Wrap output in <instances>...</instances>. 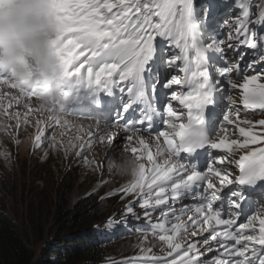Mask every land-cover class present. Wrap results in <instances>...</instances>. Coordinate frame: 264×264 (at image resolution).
Returning <instances> with one entry per match:
<instances>
[{
  "label": "snow or ice",
  "instance_id": "6c2138e0",
  "mask_svg": "<svg viewBox=\"0 0 264 264\" xmlns=\"http://www.w3.org/2000/svg\"><path fill=\"white\" fill-rule=\"evenodd\" d=\"M42 2L60 26L59 66L78 78L80 108L105 124L73 133L51 119L46 126L60 131L49 147L80 158L107 143L101 176H121L110 161L125 145L137 161L125 184L99 198L127 203L98 229H130L129 218H143L160 242L158 255L141 246L126 264H264V0ZM257 110L262 118L247 119ZM28 120L27 109L17 111L6 138L18 143ZM42 123L35 121L34 150ZM83 163L92 168L88 157Z\"/></svg>",
  "mask_w": 264,
  "mask_h": 264
},
{
  "label": "rangeland",
  "instance_id": "374dc122",
  "mask_svg": "<svg viewBox=\"0 0 264 264\" xmlns=\"http://www.w3.org/2000/svg\"><path fill=\"white\" fill-rule=\"evenodd\" d=\"M43 6L47 9L45 5ZM38 22L43 24L42 19ZM52 32L54 33V31ZM52 38L53 36L49 38L48 42L52 41ZM241 51L247 52L248 50L241 49ZM228 56L230 59L233 58L234 52L229 51ZM161 76L163 78V70ZM33 82L37 84L33 86ZM16 83L20 87L18 86L14 92L16 104L10 109L12 115L5 116V112H3L0 116L2 120L0 122V133H4L0 134V140H3V143L0 144V151L6 150L8 152L7 158L0 156V206L4 207L9 217L19 225L20 230L23 231L33 247L31 258L27 260V264H47L48 259L45 248L53 242L55 236L62 234L61 228L63 227V223L55 220L50 211L54 190L62 184L72 185L73 183V190L68 198L69 208H72L82 198L89 195L104 196L114 188L125 184L130 178L114 174L110 176L107 169L101 176V169L98 165H103L106 162L104 149L96 152L94 148L86 149L82 157L77 158L75 151L66 154L64 150L60 149L58 144L55 149L49 147L52 143L51 137L54 134H58L60 129L58 127L48 128L46 122L51 119H57V117L61 118L63 114H68V112L64 113L63 96L66 95L64 91L68 93L69 89L57 94L53 90L54 84L50 85L49 82L40 83L33 80V76L28 74V70L26 77L23 79L17 78ZM17 105H19L18 109ZM26 109L28 110L29 121L19 131V142L13 143L5 137L8 123L16 115L17 111L24 113ZM79 114L86 116V113H74L75 116ZM93 118L98 120L95 115H93ZM243 118L245 117L242 110L241 119ZM260 118L262 117L259 116L258 110L256 115L247 116L249 120H258ZM37 119L45 122L41 124V127L45 128V138L41 146L34 150L33 137L37 134V128L35 127ZM83 119L88 120L86 118ZM14 125L15 122L13 121L10 129V131H13V135H15ZM98 129L102 128L97 126L90 133H94ZM81 130L79 129L77 132H81ZM87 133L85 132V134ZM231 135L232 132L229 131V136ZM56 138L57 140L61 139L58 135ZM64 139L66 140V137ZM6 140L8 141L6 142ZM127 150L128 146L125 145V153ZM125 153L116 151L117 160L110 161V168H114L117 174H120L126 168H132L133 172L136 169L137 161L135 158L133 161L135 164L132 162V166H127L132 161V158ZM84 156L88 157L92 164L91 169L85 167L83 163ZM205 160L204 157L201 164H204ZM145 163L147 162L145 161ZM102 180L106 181V183L99 187L98 190H95ZM252 195L257 194L253 193ZM105 201L111 203L106 219L120 213L125 203H127V201L122 202L119 196H113ZM183 203L188 204V201L185 200ZM176 207L178 211L179 206L177 205ZM136 211L140 212L141 210L137 208ZM32 218L40 220L41 226L46 229L43 236H37L34 233L33 228L35 225L30 223ZM120 218L123 219V217ZM155 219L156 216H153V220ZM129 223L133 226L130 229L117 228L107 230L111 245L103 250L107 253L108 261H118L125 257L140 258L142 256L139 252L141 246L145 250L148 247H153L156 249L154 254H159L157 246L160 242L153 237L151 231L147 230V223L141 219L137 221L132 218H129ZM137 228L145 230L137 231L135 230ZM145 237H147L146 240ZM141 241H144L143 245H141Z\"/></svg>",
  "mask_w": 264,
  "mask_h": 264
},
{
  "label": "trees",
  "instance_id": "16d2710c",
  "mask_svg": "<svg viewBox=\"0 0 264 264\" xmlns=\"http://www.w3.org/2000/svg\"><path fill=\"white\" fill-rule=\"evenodd\" d=\"M72 190L73 183L62 184L54 190L50 211L63 227L62 234L55 236L45 248L47 264H126L123 260L108 261L103 249L111 242L107 230L97 228L109 214L111 203L89 195L69 208ZM30 223L35 225L34 233L43 236L46 229L40 220L32 218ZM20 229L0 206V264H27L31 258L33 247Z\"/></svg>",
  "mask_w": 264,
  "mask_h": 264
},
{
  "label": "clouds",
  "instance_id": "9594fccd",
  "mask_svg": "<svg viewBox=\"0 0 264 264\" xmlns=\"http://www.w3.org/2000/svg\"><path fill=\"white\" fill-rule=\"evenodd\" d=\"M47 15V9L39 3V0H2L0 2V63L14 72L18 79L26 77L27 61L30 57H46L47 42L53 32L46 23L42 24L38 21ZM34 67L31 71L37 73L38 68ZM132 174L133 169L126 168L119 175L129 177ZM187 201L188 204H192L191 198ZM141 220L145 221L143 218ZM105 232L109 237L108 232ZM129 259L132 258L125 257L121 260Z\"/></svg>",
  "mask_w": 264,
  "mask_h": 264
},
{
  "label": "bare ground",
  "instance_id": "6f19581e",
  "mask_svg": "<svg viewBox=\"0 0 264 264\" xmlns=\"http://www.w3.org/2000/svg\"><path fill=\"white\" fill-rule=\"evenodd\" d=\"M0 2H2V0H0ZM39 3L42 5H45V3H43L41 0H39ZM57 33H60V32L54 31V33L52 35L53 38L58 35ZM53 38H52V40H53ZM62 53H63V45H62V41H61V42L55 43L52 46V50L50 52L46 53V57L34 58V61L36 62V66L39 70L38 75H40V77H39L40 81H44V82L48 81L50 85L55 84L56 85L55 91H57V94H59L61 91L63 92L64 90H66L67 84L69 85V88H70L69 92L66 93V91H64V94H66V95L63 96V103L66 106V107H64V113L68 112V114H63V116L61 118L57 117V119L68 124L72 128V132H75V131H78L79 129H82L80 133H84V134H85V132L90 133L97 126H100L102 129H104L105 126H104L103 120H95L93 118L94 114H92L88 111L85 112L86 116H83L81 114H79L77 116L74 115V113H82L80 111L81 110L80 100L77 99V81H78V78L66 76L64 74V71L61 70V68L59 66V57L61 56ZM58 83H61V84H58ZM78 95H79V97L83 98L84 92L80 91L78 93ZM83 118H86L88 120H84ZM114 133H115V130H113L112 134H114ZM67 139H68V137L66 136V140ZM7 141L8 140H6V142ZM92 146L94 147L95 152L98 150L104 149L103 152L105 153L106 150L109 148V145L107 143L100 145V146H98L97 144L94 143ZM104 155H105L104 157H107L109 154L106 153ZM131 158H132V161H130L127 164V166L133 165L132 162L134 161V157L131 156Z\"/></svg>",
  "mask_w": 264,
  "mask_h": 264
}]
</instances>
